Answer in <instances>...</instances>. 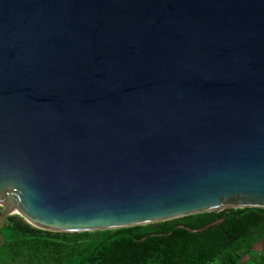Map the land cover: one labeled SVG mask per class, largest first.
Listing matches in <instances>:
<instances>
[{"label": "water", "instance_id": "water-1", "mask_svg": "<svg viewBox=\"0 0 264 264\" xmlns=\"http://www.w3.org/2000/svg\"><path fill=\"white\" fill-rule=\"evenodd\" d=\"M0 207L59 234L264 209V0H0Z\"/></svg>", "mask_w": 264, "mask_h": 264}, {"label": "trees", "instance_id": "trees-1", "mask_svg": "<svg viewBox=\"0 0 264 264\" xmlns=\"http://www.w3.org/2000/svg\"><path fill=\"white\" fill-rule=\"evenodd\" d=\"M0 235V264H264L260 208L81 234L36 230L13 215Z\"/></svg>", "mask_w": 264, "mask_h": 264}, {"label": "rangeland", "instance_id": "rangeland-1", "mask_svg": "<svg viewBox=\"0 0 264 264\" xmlns=\"http://www.w3.org/2000/svg\"><path fill=\"white\" fill-rule=\"evenodd\" d=\"M0 209H1V207H0ZM256 248H257V249H260V246H257Z\"/></svg>", "mask_w": 264, "mask_h": 264}]
</instances>
